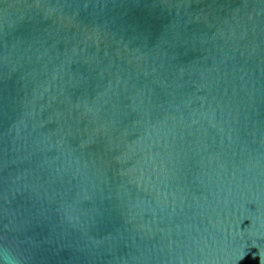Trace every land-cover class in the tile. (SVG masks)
<instances>
[{
	"label": "water",
	"instance_id": "1",
	"mask_svg": "<svg viewBox=\"0 0 264 264\" xmlns=\"http://www.w3.org/2000/svg\"><path fill=\"white\" fill-rule=\"evenodd\" d=\"M0 264H264V0H0Z\"/></svg>",
	"mask_w": 264,
	"mask_h": 264
}]
</instances>
